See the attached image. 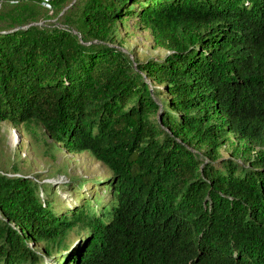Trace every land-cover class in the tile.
Listing matches in <instances>:
<instances>
[{"label": "trees", "instance_id": "trees-1", "mask_svg": "<svg viewBox=\"0 0 264 264\" xmlns=\"http://www.w3.org/2000/svg\"><path fill=\"white\" fill-rule=\"evenodd\" d=\"M77 1L63 24L0 25V123L109 172L57 207L0 168V264H264V0ZM127 18L166 54L114 46Z\"/></svg>", "mask_w": 264, "mask_h": 264}, {"label": "rangeland", "instance_id": "rangeland-1", "mask_svg": "<svg viewBox=\"0 0 264 264\" xmlns=\"http://www.w3.org/2000/svg\"><path fill=\"white\" fill-rule=\"evenodd\" d=\"M77 3V0H68L60 5H45L41 0L6 5L1 3L0 25L4 27L11 23L20 27L16 20H12L18 14L22 28L31 24H63L67 16L77 12ZM117 23L120 39L113 43L114 46L131 53L136 59L161 58L166 54L165 49L153 45L150 30L136 18H127ZM147 83L151 86L156 84L152 79H148ZM241 143V140L229 134L223 143L221 155L230 156L232 147ZM249 148L252 155L258 150H264L251 145ZM0 168L8 174L17 168L30 176L38 175L43 182L50 183L52 189L57 191V207L70 194L64 189V183L70 179L99 178L109 172L87 152L69 154L54 148L41 126L35 123L15 125L9 121L0 123ZM83 190L87 192L86 187Z\"/></svg>", "mask_w": 264, "mask_h": 264}, {"label": "built area", "instance_id": "built-area-1", "mask_svg": "<svg viewBox=\"0 0 264 264\" xmlns=\"http://www.w3.org/2000/svg\"><path fill=\"white\" fill-rule=\"evenodd\" d=\"M51 0H41V2L45 5H48L50 3Z\"/></svg>", "mask_w": 264, "mask_h": 264}]
</instances>
